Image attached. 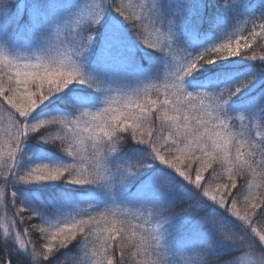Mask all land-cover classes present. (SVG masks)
Wrapping results in <instances>:
<instances>
[{
    "label": "trees",
    "instance_id": "trees-1",
    "mask_svg": "<svg viewBox=\"0 0 264 264\" xmlns=\"http://www.w3.org/2000/svg\"><path fill=\"white\" fill-rule=\"evenodd\" d=\"M76 1L78 0H0V53L21 61L23 58L16 57L4 48L7 39L15 38L22 42L42 38L43 29L50 25L58 12H63ZM121 2L122 0H109L110 10L124 21V25L96 22L87 23L75 30V33L78 32L85 39L87 33H92L91 40L80 53L84 57V65L77 62L81 76L74 77L67 85L44 99L28 115L29 123L55 116L73 117L81 110L97 111L105 106L108 95L130 92L144 86L138 82L134 65L136 68L149 69L152 74L150 83H156L159 87V99L163 100L164 77L174 71L183 59L191 60L211 49V45L221 40L225 33L231 32L232 37L247 35L251 30V21L259 24L264 20V0H123L125 4L142 3L148 14L154 15V22L162 30H171V47L181 53L180 60H177L171 50L162 51L151 47L140 38L133 22L117 11ZM256 30L260 32L259 28ZM70 33L74 32H66L62 37L49 36V46H52L42 52L39 58L50 57L55 39H68ZM1 36H5V41ZM257 39V58L253 59L241 52L225 59H217L216 63L200 61L198 67L182 78L184 89L193 93L227 92L243 85L223 105V111L236 119L234 128L239 125L237 114L240 112L251 114L256 122H264V67L261 66L264 60L259 58L264 57V40L259 37ZM77 57L78 55H73L74 60ZM37 59L38 57H32L30 61ZM128 96L136 99L131 93ZM127 98L118 97L112 107L126 103ZM168 98L173 99L171 96ZM51 127L47 128L48 134H63L59 125ZM81 127L86 128L87 125L81 123ZM260 128L264 133V127ZM9 131L14 129L11 128L7 108L0 106V146L4 147L5 153ZM43 132L44 129L40 133H29L23 139L22 147L17 153L18 159L9 170L5 184L9 190L5 199L11 202L12 208H4V202L0 201V219H3L5 211L11 217L16 206L23 207L29 215L36 214L30 223L44 226L71 223L108 207H157L164 216L163 221L157 222V231L159 246L165 254L167 264H234L247 245L256 246V254L261 253L262 247L257 245L254 240L256 234L251 232L249 226L242 225L170 165L154 158L149 144L131 138L128 133H122L125 138L118 141L116 151L104 156L103 162L108 169L104 179L75 183L71 172L67 171L54 179V184L51 185L47 184L49 180H20V175L43 162L50 163V167H64L77 162V158L70 153L69 155L58 140L40 139L39 135ZM95 144L94 135L87 132L82 136L77 135L75 140V146L89 161L95 158ZM55 161H59L60 165ZM257 161L259 162V157ZM138 163L143 166L136 167ZM195 167L193 164V178ZM217 174L225 177L220 182H227V174L223 168L218 167ZM247 179L255 185H264V169L259 168L258 164L254 165L253 172L248 173ZM241 180L242 177L237 176L238 185ZM162 182H166L170 188H163ZM13 192L14 196L11 194ZM120 219L127 220L132 225L142 223V220L132 219L131 216H120ZM26 226L17 223L19 229ZM151 227H154V222ZM257 227L264 229V217H258ZM229 228L240 238L225 239L222 229ZM9 232V236L4 238L5 234L0 229V264L3 261H10V264H79L84 259L85 244L79 238L55 250L45 260L34 256L31 244L25 248L20 247L16 240V229L10 228ZM39 236L37 233L31 238L35 240ZM139 259H143L145 264H151L157 257L149 255Z\"/></svg>",
    "mask_w": 264,
    "mask_h": 264
},
{
    "label": "snow or ice",
    "instance_id": "snow-or-ice-1",
    "mask_svg": "<svg viewBox=\"0 0 264 264\" xmlns=\"http://www.w3.org/2000/svg\"><path fill=\"white\" fill-rule=\"evenodd\" d=\"M117 11L133 22L137 34L147 45L162 51L171 50L174 57L180 60L181 53L171 47V30H162L154 22V15H149L142 3L125 4L122 0ZM250 26L251 30L246 36L238 34L191 60L183 59L174 71L164 77L163 100L159 99V87L152 81L134 91L108 95L105 106L97 111L81 110L73 117L55 116L35 123L27 121L28 115L53 92L67 85L74 77L81 76L80 67L73 55H79L83 51L91 40L92 33H87L84 40L76 33H70L68 39H55L52 55L36 61H19L0 53V106L7 108L9 122L14 129L8 133L7 153L0 146V201L4 202L3 207L12 208L11 202L5 199L9 191L5 187L6 178L18 159L17 153L27 134L40 133L44 129L39 138L58 140L68 153L77 158V162L64 167L38 164L20 175V180H54L70 171L73 182L85 183L106 178L108 169L103 158L109 152L116 151L118 141L125 138L122 133H128L131 138L149 144L154 158L170 165L226 212L242 220L259 237L260 243L264 244V229L257 227L258 217H264V185H255L247 179L248 173L253 172L254 165L258 164L259 168L264 169V133L257 132L246 145L245 141L238 139L251 135L255 127H264V122H249L240 116L241 131L232 132L236 119L223 111V105L243 85L227 92L193 93L186 91L182 82L183 75L198 67L200 61L212 63L215 59L241 52L253 59L257 58L255 45L258 37L264 40V36H261L264 33V20L259 24L251 21ZM257 28L260 29L259 33ZM259 58L264 60V57ZM261 66L264 67V64ZM129 93L135 95L136 99H131ZM169 96L173 99H169ZM118 97H128L127 102L119 107H112ZM173 112L175 114L171 115ZM88 117L91 119H86ZM81 123L87 127H81ZM52 125H59L63 134H48L47 128ZM84 132L94 135L96 139L95 158L90 161L75 146L77 135L82 136ZM245 147L249 151H244ZM257 157H260L259 162ZM193 164L196 165L194 178ZM142 166L139 163L136 165ZM218 167L225 170L227 182H220L225 177L217 174ZM204 173L208 175L205 176ZM237 176L242 177L239 185ZM161 186L170 188L166 182H162ZM11 194L15 195L14 192ZM14 209L11 217L7 211L3 213L5 233L10 228L16 229V240L20 247L25 248L31 244L34 256L45 260L55 250L79 238L85 244L84 259L79 264H145L139 258L149 255L157 257L151 264L168 262L159 246L157 222L163 221L164 216L157 207H108L71 223L54 226L30 223L35 213L29 215L21 206ZM120 216H131L132 219L142 220V223L132 225L127 220L120 219ZM18 222L27 226L19 229ZM153 222L154 227H151ZM133 228L136 230H130ZM222 231L225 239L240 238L230 228ZM37 233L40 236L33 240L31 237ZM261 252L264 253V249ZM2 264H10V261H3ZM234 264H264V256L256 255V246L247 245Z\"/></svg>",
    "mask_w": 264,
    "mask_h": 264
},
{
    "label": "rangeland",
    "instance_id": "rangeland-1",
    "mask_svg": "<svg viewBox=\"0 0 264 264\" xmlns=\"http://www.w3.org/2000/svg\"><path fill=\"white\" fill-rule=\"evenodd\" d=\"M111 6L109 4V0H78L74 2V4L68 6L64 9V11L58 12L54 20L50 23L49 26L43 29L42 35L43 37L37 40H25L20 42L18 39L12 38L7 39L4 48L8 50L9 53H13L18 58H23L21 61H30L32 57H38L42 54V52L48 50L51 48L52 45L49 46L48 37L49 36H55V37H62L65 35L66 32H74L75 30L80 28L81 26L86 25L87 23H96V22H105L106 24H114L117 25H124V21L120 17H117L114 15L113 11L110 10ZM97 16H99V19H97ZM78 34V32H76ZM6 35V34H5ZM80 37L81 35L78 34ZM240 35V34H239ZM246 36V35H244ZM3 37V40L5 41V36ZM222 39L217 41L214 45L212 44V48L216 47L218 44L225 42L229 38L232 37V33H225ZM82 40L85 38L81 37ZM54 45V43H53ZM53 52V48L51 49V55ZM227 56L221 57L222 59H225ZM218 58V59H221ZM76 62H79L80 64L85 63L83 60L84 57L79 54L76 58ZM218 61L217 59L214 60L216 63ZM134 71H136V74L138 76V82L139 84H148L151 81L152 74L150 73L149 69L147 68H136L134 65ZM165 72V71H164ZM165 76V74L163 75ZM65 89V88H63ZM243 116L245 117L249 122H256V118L252 116L251 114L248 115L246 113L240 112L237 114V122L240 125V119L239 117ZM247 123V121H245ZM237 125L236 128L232 127L233 133H238L241 131L240 126ZM260 127H255L251 131V136H243L238 137V139L245 141V145L247 144V141L251 139L252 136H255L257 132L263 133ZM258 140V138H257ZM246 151H249L247 147L244 148ZM69 154V153H68ZM70 155V154H69ZM260 160V157H259ZM50 162V161H49ZM58 165H60L59 161H55ZM40 164H47L48 162H43ZM48 185L54 184V180L47 181ZM215 204H218L216 201H214ZM232 215V214H231ZM233 218L237 219L242 225H246L242 220L232 215ZM3 219H0V229L4 232V238L8 237L10 232L8 231L7 234L4 230V225H2ZM254 240L257 241V245L261 246L264 249V244H261L259 241V237L254 235ZM257 256H264V253H257Z\"/></svg>",
    "mask_w": 264,
    "mask_h": 264
}]
</instances>
